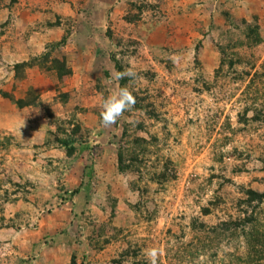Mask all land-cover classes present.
I'll return each mask as SVG.
<instances>
[{"label":"rangeland","instance_id":"374dc122","mask_svg":"<svg viewBox=\"0 0 264 264\" xmlns=\"http://www.w3.org/2000/svg\"><path fill=\"white\" fill-rule=\"evenodd\" d=\"M11 1L0 0V264H149L150 248L158 264H239L244 239L214 229L238 217L242 188L264 192V0ZM47 53L72 74L36 64L15 77ZM116 61L137 73L124 85L136 103L103 127L122 88ZM32 89L37 105L19 108ZM76 124L68 158L56 140ZM254 212L264 224V204Z\"/></svg>","mask_w":264,"mask_h":264},{"label":"trees","instance_id":"16d2710c","mask_svg":"<svg viewBox=\"0 0 264 264\" xmlns=\"http://www.w3.org/2000/svg\"><path fill=\"white\" fill-rule=\"evenodd\" d=\"M16 0H12L11 4H14ZM63 41V40H62ZM50 63V64H49ZM36 64H39L41 68L46 70L55 71L58 78L64 76H70L73 70L68 67L65 60H59L58 58H51L50 54H44L42 57H34L28 62H20L14 65V73L16 78L23 79L27 68H32ZM115 67L118 73L124 72V68L119 62H115ZM128 78L125 76L119 79V85L124 87ZM4 96L10 97L14 100L13 95L4 93ZM66 97V96H65ZM40 99V92L36 89L27 90L25 96L16 100V104L19 108L36 106ZM80 125L76 124L74 130L71 133L65 134L64 137L57 138L58 146L66 152L68 158H72L77 153V135L80 132ZM135 154L132 155V158ZM119 169L124 171L125 168L131 165H124V154L119 152ZM243 196L238 200L236 219L224 220L216 226L214 230L221 233H227L232 237H242L244 240L246 253L244 257H240L239 264H264V224L260 223L258 215L254 210L260 205L264 204V192L254 190L252 188H242ZM205 215L210 214L212 211L210 208H204ZM71 264H77V256L73 254L71 256ZM235 264V263H232Z\"/></svg>","mask_w":264,"mask_h":264},{"label":"clouds","instance_id":"9594fccd","mask_svg":"<svg viewBox=\"0 0 264 264\" xmlns=\"http://www.w3.org/2000/svg\"><path fill=\"white\" fill-rule=\"evenodd\" d=\"M124 76L136 78L137 73L132 68H128L124 72L117 74L118 79ZM135 103L136 99L132 91L127 87L120 88L116 95H110L104 100L102 105L103 110L101 112V125L103 127L112 126L125 111L132 110ZM159 254L160 250L156 248L145 250L149 264H158Z\"/></svg>","mask_w":264,"mask_h":264}]
</instances>
